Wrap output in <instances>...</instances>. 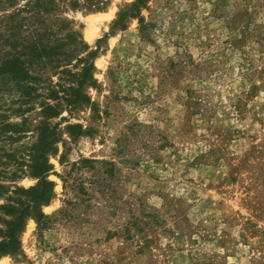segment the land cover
Listing matches in <instances>:
<instances>
[{
	"label": "rangeland",
	"instance_id": "1",
	"mask_svg": "<svg viewBox=\"0 0 264 264\" xmlns=\"http://www.w3.org/2000/svg\"><path fill=\"white\" fill-rule=\"evenodd\" d=\"M135 2L59 14L88 47L68 67L91 65L88 103L47 121L53 196L0 264H264V0ZM14 99L0 98L8 191L38 182L39 108Z\"/></svg>",
	"mask_w": 264,
	"mask_h": 264
},
{
	"label": "trees",
	"instance_id": "2",
	"mask_svg": "<svg viewBox=\"0 0 264 264\" xmlns=\"http://www.w3.org/2000/svg\"><path fill=\"white\" fill-rule=\"evenodd\" d=\"M0 0V98L12 94L18 103L15 112L23 113L31 106H38L41 120L35 128L36 142L29 161L28 175L38 180L35 188L25 190L14 187L8 191L0 184V198L5 204L0 211L14 219L0 229V256L13 254L19 248L18 235L28 217L38 225L44 219L40 207L53 196V183L48 180L52 171L48 157L57 154V133L47 123L56 118L66 107L88 103L82 88L91 79L92 67H81L72 73L73 58L88 49L72 22L62 19L65 9L100 10L103 0ZM146 0H136L132 7H139ZM80 61V58H77ZM56 79V81L53 80ZM27 107V109H23ZM22 108V109H21ZM71 136L86 132L77 125H69ZM9 194H7V193ZM23 198H22V197Z\"/></svg>",
	"mask_w": 264,
	"mask_h": 264
},
{
	"label": "bare ground",
	"instance_id": "3",
	"mask_svg": "<svg viewBox=\"0 0 264 264\" xmlns=\"http://www.w3.org/2000/svg\"><path fill=\"white\" fill-rule=\"evenodd\" d=\"M92 36H93V33L92 32H87L86 33V39L87 40H90L92 38Z\"/></svg>",
	"mask_w": 264,
	"mask_h": 264
}]
</instances>
